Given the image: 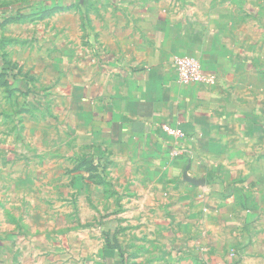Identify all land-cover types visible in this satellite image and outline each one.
<instances>
[{
  "label": "crops",
  "instance_id": "0c3cea01",
  "mask_svg": "<svg viewBox=\"0 0 264 264\" xmlns=\"http://www.w3.org/2000/svg\"><path fill=\"white\" fill-rule=\"evenodd\" d=\"M185 7H159L153 30L164 49L117 74L108 96L84 101L80 125L116 165L117 191L136 193L119 201L117 226L110 230L105 220L101 235L86 237L81 258L56 242L46 249L55 234L2 233L0 264H127L129 241L149 264H264V55L249 53V33L236 15L246 9L202 15L213 6ZM183 54L199 58L216 84L179 83L174 58ZM165 122L184 130L189 152L171 156L175 139ZM110 146L117 148L111 158ZM131 170L135 183H121Z\"/></svg>",
  "mask_w": 264,
  "mask_h": 264
},
{
  "label": "rangeland",
  "instance_id": "374dc122",
  "mask_svg": "<svg viewBox=\"0 0 264 264\" xmlns=\"http://www.w3.org/2000/svg\"><path fill=\"white\" fill-rule=\"evenodd\" d=\"M173 1L178 12L187 3L213 6L202 15L246 9L236 15L249 33V53L264 55V0ZM170 2L0 0V236L55 234L46 249L56 242L81 258L86 237L101 235L105 220L110 230L117 226L119 201L136 193L117 191L116 165L80 125L84 101L108 96L120 73L164 49L153 27L156 10L169 11ZM115 149L108 147L110 158ZM128 173L119 181L133 185L134 170ZM136 244L128 243L127 264H149V255H134ZM142 245L143 253L150 249L148 240Z\"/></svg>",
  "mask_w": 264,
  "mask_h": 264
},
{
  "label": "built area",
  "instance_id": "2783aa9c",
  "mask_svg": "<svg viewBox=\"0 0 264 264\" xmlns=\"http://www.w3.org/2000/svg\"><path fill=\"white\" fill-rule=\"evenodd\" d=\"M174 65L177 70L178 81L181 84H216V77L206 73L200 60L195 56L187 54L177 55L174 58ZM162 129L166 134L175 139V146L170 151L171 156L178 157L184 152H189L188 148L184 146L183 140L186 134L181 127L165 122L162 124Z\"/></svg>",
  "mask_w": 264,
  "mask_h": 264
}]
</instances>
